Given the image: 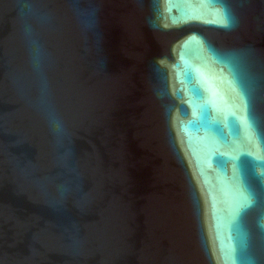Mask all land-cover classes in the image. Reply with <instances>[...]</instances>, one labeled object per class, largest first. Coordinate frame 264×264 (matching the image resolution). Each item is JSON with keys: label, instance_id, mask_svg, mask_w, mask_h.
Masks as SVG:
<instances>
[{"label": "water", "instance_id": "water-1", "mask_svg": "<svg viewBox=\"0 0 264 264\" xmlns=\"http://www.w3.org/2000/svg\"><path fill=\"white\" fill-rule=\"evenodd\" d=\"M189 67L253 124L235 224L230 144L193 112ZM258 161L264 0H0V264H264Z\"/></svg>", "mask_w": 264, "mask_h": 264}, {"label": "snow or ice", "instance_id": "snow-or-ice-1", "mask_svg": "<svg viewBox=\"0 0 264 264\" xmlns=\"http://www.w3.org/2000/svg\"><path fill=\"white\" fill-rule=\"evenodd\" d=\"M188 0H177V3L183 5ZM205 2L216 3V0H205ZM195 15L192 8L181 9V15L175 19V22H184L188 18ZM225 24L227 26V14H224ZM208 52L219 63H224L237 85L241 84L240 75L236 66L231 62L223 60L219 57L215 50L208 46ZM186 83L188 85L189 103L192 106L194 113H199L198 121L203 123L208 130L220 140L230 144V151L227 154H221L223 164H231L232 166V190L234 192L235 204L230 211V224H235L240 217L251 207L255 193L253 192L249 177L245 171L247 161L242 157H250L255 160L244 145L250 143L251 136L249 133L253 130V124L250 120L241 122L236 116L235 111L231 108L221 106L218 97L215 93L208 91L205 87L203 77L198 69L189 67L185 72ZM241 91L243 89L241 88ZM198 121H192L188 127L198 130ZM232 137L231 141L228 137ZM261 167L264 168V161H258ZM221 171L226 175L227 168L222 167ZM257 178L264 183V171L257 174Z\"/></svg>", "mask_w": 264, "mask_h": 264}]
</instances>
